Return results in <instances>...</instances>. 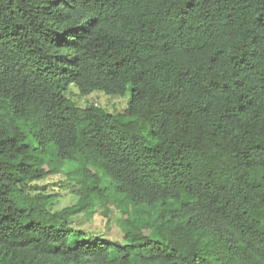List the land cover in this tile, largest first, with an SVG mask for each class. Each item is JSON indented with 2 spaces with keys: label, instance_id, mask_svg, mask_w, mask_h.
Listing matches in <instances>:
<instances>
[{
  "label": "trees",
  "instance_id": "16d2710c",
  "mask_svg": "<svg viewBox=\"0 0 264 264\" xmlns=\"http://www.w3.org/2000/svg\"><path fill=\"white\" fill-rule=\"evenodd\" d=\"M0 264H264V0H0Z\"/></svg>",
  "mask_w": 264,
  "mask_h": 264
},
{
  "label": "rangeland",
  "instance_id": "374dc122",
  "mask_svg": "<svg viewBox=\"0 0 264 264\" xmlns=\"http://www.w3.org/2000/svg\"><path fill=\"white\" fill-rule=\"evenodd\" d=\"M70 99L79 107H86L87 105L93 103L96 106L104 108L109 113H117L124 110L127 105L129 94H126L124 97L117 96H106L101 92H93L88 96H79L77 91L74 88L70 89ZM67 171V170H66ZM71 171V170H69ZM38 187L44 188L45 192L49 195L55 196L54 201L50 204V209L52 211L58 210L60 208H64L76 203L77 197L70 193V188L67 184V180L61 174H57L55 176H51L49 179L41 180L36 183ZM114 184V183H113ZM110 190H113L110 188ZM114 191V190H113ZM108 193V198L114 199L122 198L120 195H117L114 192ZM105 208L107 209V221L105 220L102 212V207L96 204L94 209V213L91 214H78L71 217V224L76 230L81 231L86 238L92 239L96 237L107 238L111 241H117L121 237V231L117 226V222L119 220L120 211L117 210L115 204L108 201L105 204ZM127 208V206H123V209ZM128 209H133L136 214L142 213V218H149L148 207L144 205H139L135 207H131L128 204ZM137 217V216H136ZM138 219V218H135ZM145 231L144 233H147Z\"/></svg>",
  "mask_w": 264,
  "mask_h": 264
}]
</instances>
